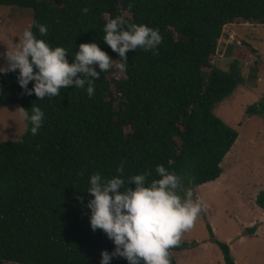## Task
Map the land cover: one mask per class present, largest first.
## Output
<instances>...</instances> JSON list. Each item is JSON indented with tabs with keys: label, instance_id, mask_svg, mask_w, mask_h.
<instances>
[{
	"label": "trees",
	"instance_id": "16d2710c",
	"mask_svg": "<svg viewBox=\"0 0 264 264\" xmlns=\"http://www.w3.org/2000/svg\"><path fill=\"white\" fill-rule=\"evenodd\" d=\"M0 4L31 7L32 21L48 28V35L40 38L52 47H64L70 62L85 42H96L112 59L119 58L103 41L105 16L124 15L158 29L163 38L155 54L130 50L124 77L115 79V68L102 72L91 99L86 89L69 86L58 97L37 100L34 93L21 95L18 73H0V106L19 103L31 112L35 104L45 114L37 135L25 122L21 139L0 141V262L100 264L101 250L111 252L114 244L102 230L92 231L91 210L76 196H83L86 205L91 198L85 191L90 176L117 175L121 161L124 179L146 170L152 172L149 180L158 178V164L181 176L183 187L219 177L220 164L238 133L213 108L240 78L214 66L211 56L224 24L236 18L264 23V0H0ZM32 31L39 36L34 26ZM246 111L264 115V97ZM179 194L185 196L182 189ZM255 202L264 210V190ZM207 227L225 264H235L229 245ZM184 247L188 243L181 241L170 253ZM110 264L128 262L113 258ZM171 264H177L172 253Z\"/></svg>",
	"mask_w": 264,
	"mask_h": 264
},
{
	"label": "clouds",
	"instance_id": "9594fccd",
	"mask_svg": "<svg viewBox=\"0 0 264 264\" xmlns=\"http://www.w3.org/2000/svg\"><path fill=\"white\" fill-rule=\"evenodd\" d=\"M33 26L39 36L32 31ZM47 35L46 25L32 21L0 53L5 61L0 73H18L21 95L34 93L37 100L58 97L69 86L86 89L91 99L95 94L94 82L102 72L115 68L125 73L130 50L142 48L155 54L163 40L158 29L134 23L124 15L105 16L102 38L119 58L112 59L96 42H85L79 44L70 62L64 47H52L40 38ZM30 82H33L31 88ZM15 111L26 126L31 124V134L37 135L45 116L41 108L32 104L31 112L23 106ZM124 171L121 161L115 168L117 175L110 178L102 177L99 172L91 175L85 190L91 198L86 205L83 196H76L82 206L91 210L92 231L102 230L114 244L111 252L101 250L100 264H110L113 258L126 259L128 264H171L170 249L181 243L182 233L193 226L204 205L193 199L191 191L181 196L183 178L162 164L155 167L158 178L150 180L151 171L127 179L123 178ZM78 175L82 177L83 170ZM129 182L135 186H129Z\"/></svg>",
	"mask_w": 264,
	"mask_h": 264
},
{
	"label": "rangeland",
	"instance_id": "374dc122",
	"mask_svg": "<svg viewBox=\"0 0 264 264\" xmlns=\"http://www.w3.org/2000/svg\"><path fill=\"white\" fill-rule=\"evenodd\" d=\"M32 13L31 7L0 4V53L29 26ZM232 23L223 25L211 63L234 73L240 83L215 104L213 112L238 136L220 164V177L182 188L185 195L191 191L204 209L181 235L188 247L171 250L177 264H225L207 225L215 238L229 245L235 264H264V211L255 202L257 193L264 190V115L246 111L264 97V23L248 22L249 26H243L247 21L238 19L241 30L236 33L231 30ZM4 63L0 56V66ZM113 75L115 79L125 76L117 70ZM18 106L19 103L0 106V141L18 140L24 134L25 122L15 111Z\"/></svg>",
	"mask_w": 264,
	"mask_h": 264
},
{
	"label": "crops",
	"instance_id": "0c3cea01",
	"mask_svg": "<svg viewBox=\"0 0 264 264\" xmlns=\"http://www.w3.org/2000/svg\"><path fill=\"white\" fill-rule=\"evenodd\" d=\"M238 19L243 20L242 18H236V19H234L235 21H234V20L232 21V22H233V23H232L233 28H232L231 30L234 31L235 33H236L237 31L239 32V30H241L240 27H238V26H237V23H236V21H237ZM242 24H243V26H249L248 24H250V23L247 22V23H242ZM255 24H256V23H255ZM239 26H241V25H239ZM244 38L247 39V36H244ZM244 41H245V40H244ZM249 42H250V41H249ZM259 75H260V74H259ZM219 177H220V176H219Z\"/></svg>",
	"mask_w": 264,
	"mask_h": 264
},
{
	"label": "built area",
	"instance_id": "2783aa9c",
	"mask_svg": "<svg viewBox=\"0 0 264 264\" xmlns=\"http://www.w3.org/2000/svg\"><path fill=\"white\" fill-rule=\"evenodd\" d=\"M229 37L231 38V34H229Z\"/></svg>",
	"mask_w": 264,
	"mask_h": 264
}]
</instances>
